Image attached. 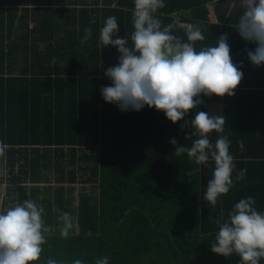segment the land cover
<instances>
[{
	"label": "trees",
	"instance_id": "obj_1",
	"mask_svg": "<svg viewBox=\"0 0 264 264\" xmlns=\"http://www.w3.org/2000/svg\"><path fill=\"white\" fill-rule=\"evenodd\" d=\"M9 2L10 8L0 2V141L6 145V157L13 166L21 156L27 160V148L54 149L61 162H83L98 190L97 198L80 196L74 212L68 200L64 208L58 203L53 218L51 207L44 209L49 231L36 264L50 258L58 264H73L76 259L95 264L100 257H107L109 264H228L226 257L210 250L216 221L227 219L235 203L247 197L264 212V65L250 63L245 49L255 45L241 40L235 30L243 8L220 5L224 0H164L165 7L156 13L163 25H174L173 34L182 41L187 32L173 14L190 11L192 23L210 22L196 49L214 45L226 33L233 62H242L243 79L232 97L202 96L198 109L173 124L155 108L121 111L101 95V88L111 85L104 71L118 63L119 54L112 46L100 48V29L107 17L115 16L118 36H130L134 0L109 1L103 10L91 7L88 0ZM20 2L22 8L17 6ZM209 2L218 3L210 8ZM92 20L95 23L90 24ZM66 26L74 39H61L59 32ZM88 27L91 38L82 44ZM41 44L45 48L40 49ZM197 111L225 116L223 135L230 140L234 157V186L215 207L205 199L214 161L197 165L187 154L176 156L169 143L175 138L177 146L191 145L196 137L186 140L190 129L182 125ZM218 135L210 134L212 143ZM240 169H246V175L236 180ZM20 176L14 178L18 203L31 200ZM58 210L71 216L67 237L61 235ZM239 260L238 256L237 264Z\"/></svg>",
	"mask_w": 264,
	"mask_h": 264
},
{
	"label": "clouds",
	"instance_id": "obj_2",
	"mask_svg": "<svg viewBox=\"0 0 264 264\" xmlns=\"http://www.w3.org/2000/svg\"><path fill=\"white\" fill-rule=\"evenodd\" d=\"M243 12L235 30L241 40L254 44L245 49L247 59L254 66L264 65V0H239ZM165 7L164 0H134L133 31L123 38L118 36L115 16L106 18L100 29L99 46L115 47L118 63L104 71L111 80L110 86L101 88L106 103L115 104L121 111H140L144 106L164 113L175 124L193 109L204 103L201 97H232L243 79L241 64L233 62L228 35L222 34L214 45L194 46L204 41L198 28L187 31V40L173 34V24L163 25L156 15ZM95 20L90 21V24ZM81 43L91 38V27L84 29ZM116 37V38H114ZM131 42V44L129 43ZM226 124L223 114L210 116L207 111H197L182 128L190 131L185 139L196 137L190 146H177L175 138L169 141L175 146V155L187 154L197 165L214 161L212 178L207 183L205 199L213 207L218 198L234 186L232 174L234 157L230 154V140L223 135ZM217 133L215 143L211 133ZM243 150V142H239ZM6 145L0 141V157L5 155ZM246 169H240L236 180H242ZM256 201L247 197L235 203L227 213V219H218V231L210 250L220 256L233 253L240 257L239 264H260L264 260V212L257 211ZM44 208L32 200L16 203L0 210V264H36L46 243L49 231L43 219ZM59 211V210H58ZM61 235L67 237L72 227L71 216L60 212ZM46 264H58L48 259ZM73 264H83L76 259ZM95 264H109L107 257H100Z\"/></svg>",
	"mask_w": 264,
	"mask_h": 264
},
{
	"label": "rangeland",
	"instance_id": "obj_3",
	"mask_svg": "<svg viewBox=\"0 0 264 264\" xmlns=\"http://www.w3.org/2000/svg\"><path fill=\"white\" fill-rule=\"evenodd\" d=\"M19 1L22 2L23 0ZM88 1L89 4H91V7H96L100 10H103L106 9V4L109 1L114 2L116 0ZM0 2L4 3V6L6 8H10L12 4L11 2H9V0H0ZM21 2L17 3L19 4L17 5L18 8H22V5H24V3ZM95 2H97V5H95ZM228 2L232 7L240 6L239 0H228ZM111 6L114 5L112 4ZM99 15H101V13ZM64 17L65 15L61 16V18ZM100 23H103L102 18H100ZM18 32L19 31L16 30V33ZM67 33L68 27L66 26L62 31L60 30L59 32L61 39H65V41L71 40L72 38L74 39V37L68 36ZM75 34L77 36L78 32L76 31ZM75 39L77 38L75 37ZM43 48H45V46L44 44H41L40 49ZM63 52H66V49H63ZM20 56L22 55L19 54V56L17 57ZM17 61H19L21 65L22 62L18 58ZM33 150L34 149L27 148V160H24L23 156H21L19 159L16 160L15 163H13V166L12 163L9 162V160L7 159L6 154L3 157H0V204L2 206L1 210H6L7 208L14 206L16 203H18L19 194L15 189V186L17 184L16 180L14 181V178H18L20 176V170L25 171V175H21L20 178L23 182V186L27 188L26 192L28 194H31L30 191L35 190V196H29V198H31V200L37 203L38 205H41L45 210L48 207H51V218H53V214H55L56 212L58 203L61 204L62 201L68 200L71 205L76 207L79 205L80 196H86L88 198H97V183L92 181V179H89L92 178L90 175L91 172L87 168H85L83 162L80 163L75 161V163H70L67 159H63V162H61L60 157H58L57 160L56 152L54 151V149L46 150L43 148H39L37 149L39 150L37 152ZM44 150L47 151V154H44ZM77 155H80V152H77ZM59 161L60 164L57 165L56 162ZM63 165L64 167H62ZM61 176H63L65 180L71 179L73 181H65L64 183H61L59 179ZM32 179L36 180L37 183L34 184L31 181ZM23 180H25V182ZM44 202H47V204H44ZM74 211L75 210H73V212ZM72 218L75 221L76 217ZM237 262L238 255H236L235 253L227 257L228 264H237Z\"/></svg>",
	"mask_w": 264,
	"mask_h": 264
},
{
	"label": "crops",
	"instance_id": "obj_4",
	"mask_svg": "<svg viewBox=\"0 0 264 264\" xmlns=\"http://www.w3.org/2000/svg\"><path fill=\"white\" fill-rule=\"evenodd\" d=\"M226 1V2H225ZM228 0H224V2H222V4H220V5H224V4H229L230 5V3L228 2ZM218 2H209V3H207V6L208 7H210V8H212V7H214L215 6V4H217ZM214 4V5H213ZM232 5V4H231ZM234 7V6H233ZM232 6L230 7V8H233ZM218 11H219V14H221V7H219L218 8ZM221 15H223V13L221 14ZM225 17L227 16V14L226 15H224ZM172 17L175 19V21H176V23L178 24V22H182V23H185V24H187V25H189V26H191V28H193V27H195V28H198V29H200L203 33H205V32H208L209 31V27H210V22H205V21H198V22H196L195 21V23H192L191 22V20H192V18H191V14H190V11H184V12H179V13H175V14H173L172 15ZM179 26V25H178ZM186 32H187V30H186ZM30 193H32V190L30 191ZM27 195H28V197L29 196H31V194H28L27 193ZM63 202V204L62 205H59V208L62 206L63 208L65 207V205H64V201H62ZM61 202V203H62ZM1 204H0V210H1ZM72 208L74 209V210H76L77 209V206L75 207V206H73L72 205ZM73 227H74V232H75V234H78V227H77V223H76V219H75V221L73 220Z\"/></svg>",
	"mask_w": 264,
	"mask_h": 264
},
{
	"label": "built area",
	"instance_id": "obj_5",
	"mask_svg": "<svg viewBox=\"0 0 264 264\" xmlns=\"http://www.w3.org/2000/svg\"><path fill=\"white\" fill-rule=\"evenodd\" d=\"M178 25L181 27V28H185L187 31L191 29V26L185 24V23H181V22H178Z\"/></svg>",
	"mask_w": 264,
	"mask_h": 264
}]
</instances>
